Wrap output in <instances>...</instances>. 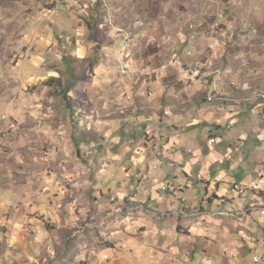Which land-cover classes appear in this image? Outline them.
I'll return each mask as SVG.
<instances>
[{
  "label": "crops",
  "instance_id": "obj_1",
  "mask_svg": "<svg viewBox=\"0 0 264 264\" xmlns=\"http://www.w3.org/2000/svg\"><path fill=\"white\" fill-rule=\"evenodd\" d=\"M106 1L0 0V264L264 260V0Z\"/></svg>",
  "mask_w": 264,
  "mask_h": 264
},
{
  "label": "rangeland",
  "instance_id": "obj_2",
  "mask_svg": "<svg viewBox=\"0 0 264 264\" xmlns=\"http://www.w3.org/2000/svg\"><path fill=\"white\" fill-rule=\"evenodd\" d=\"M111 1L113 0H107L106 1V5L109 6L111 5ZM132 1H136V3L139 5V8L141 9H135V10H132V12L140 15V16H143L144 15V12L146 13H154V14H164L168 11L169 13V17L168 18H172V12H173V6H174V3H177V0H132ZM173 2L170 7H168L166 10L165 9H146L148 7H151L150 5L153 4L156 5V6H160L162 5L163 2ZM110 3V4H109ZM115 3V1H114ZM170 8V9H169ZM169 9V10H168ZM129 13V11H127ZM157 14V15H158ZM109 16H110V13H109ZM108 25L110 28H112V26L115 25V22L111 21V19L109 18L108 19ZM6 39L10 42L11 45H15L16 44V40H11V37H6ZM70 39H63V38H60V41L57 42V45H59L60 47H68L69 44H70ZM49 49H45L46 52L48 53L49 51L51 52V48H53V46L49 45ZM55 47V46H54ZM124 47V48H123ZM123 50L121 49V53L122 51L126 52L127 50V54L125 55L127 59H124L123 55H122V61L123 60H127L129 61V56H128V51H129V47H128V44L125 43L123 45ZM0 48H2L0 46ZM13 47L10 46L8 49H5V50H1L0 51V58H3V61L2 63L0 64V66H7V65H11L13 64L14 66V69L16 68H20L22 67V64L24 65V46L22 48H20V50H18L19 52L23 49V51H21V54H22V59H19L18 58V53L16 54H13L12 55V58H9L8 55L10 53V50L9 49H12ZM55 49V48H54ZM27 50V48L25 49V51ZM61 50V49H60ZM64 50V49H63ZM63 50H61V52H63ZM2 52H5V54L3 55V57H1V53ZM53 52V51H52ZM11 60L13 61V63L11 62ZM12 66V67H13ZM123 67L122 69H120V74H125L127 72V67H126V63L123 62ZM11 67L10 69V73H5L4 71L1 70V67H0V85L4 83L6 84V86L8 85H12V83H14L15 81V78L12 77L14 74V70L13 68ZM46 67V66H45ZM83 68H84V65H78V66H74L72 72H68V71H65V72H56L54 74H41V75H32V74H28L30 75L29 76V79L30 80H27L25 81L24 79V87H27L28 88V91L27 92H30V91H33V92H36L39 90H43V89H46L48 90V94L49 96H54V97H60L62 99V102L64 103V105L69 108L70 106L73 107L76 102H74L72 100V98L70 97V94L67 93V97H68V101L67 102H64L63 101V94L65 93L66 90H69L68 88L70 86H74L75 83L77 82H81L83 79H87L88 77H86V74L85 73H82L83 71ZM64 69V68H63ZM165 69V67H164ZM52 70V69H51ZM21 70L18 69L17 72H20ZM74 72V74H72ZM43 75V77H41ZM24 76H27V74L24 73ZM11 77V78H10ZM18 77H20V74H18ZM37 78V79H36ZM36 79V82L35 84H30V86H25V83H32L34 82ZM72 82L74 84H72ZM3 87V86H1ZM26 92V93H27ZM3 93V91H2ZM211 99H209L208 101H210ZM73 105V106H72ZM76 107H79V105H76ZM78 124H75L74 126H72V131H73V134H72V138L74 141H77L78 140V136L76 135L77 134V131H78ZM79 145V144H77ZM78 147V146H77ZM60 172H63L60 171ZM49 229V227L47 228Z\"/></svg>",
  "mask_w": 264,
  "mask_h": 264
},
{
  "label": "built area",
  "instance_id": "obj_3",
  "mask_svg": "<svg viewBox=\"0 0 264 264\" xmlns=\"http://www.w3.org/2000/svg\"><path fill=\"white\" fill-rule=\"evenodd\" d=\"M164 69V67H162ZM215 142L214 137H210L209 144H213ZM264 185V172H260L257 176V178L250 183L245 189H248L250 191L259 192V188ZM253 264H264V260L260 257L254 256L252 257Z\"/></svg>",
  "mask_w": 264,
  "mask_h": 264
},
{
  "label": "bare ground",
  "instance_id": "obj_4",
  "mask_svg": "<svg viewBox=\"0 0 264 264\" xmlns=\"http://www.w3.org/2000/svg\"><path fill=\"white\" fill-rule=\"evenodd\" d=\"M260 98L264 99V94H259ZM255 192V191H252ZM255 193H264V185L262 187L259 188V192H255Z\"/></svg>",
  "mask_w": 264,
  "mask_h": 264
},
{
  "label": "trees",
  "instance_id": "obj_5",
  "mask_svg": "<svg viewBox=\"0 0 264 264\" xmlns=\"http://www.w3.org/2000/svg\"><path fill=\"white\" fill-rule=\"evenodd\" d=\"M63 101H64V102H67V101H68L67 93H64V94H63ZM210 101H211V100H210Z\"/></svg>",
  "mask_w": 264,
  "mask_h": 264
}]
</instances>
